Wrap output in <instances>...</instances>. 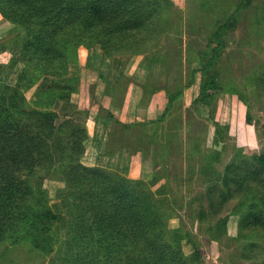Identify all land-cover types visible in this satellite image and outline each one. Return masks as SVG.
I'll use <instances>...</instances> for the list:
<instances>
[{
	"label": "trees",
	"instance_id": "obj_1",
	"mask_svg": "<svg viewBox=\"0 0 264 264\" xmlns=\"http://www.w3.org/2000/svg\"><path fill=\"white\" fill-rule=\"evenodd\" d=\"M238 1L230 13V0H198L204 13L214 15V28L193 107L209 119L215 118L213 101L225 89L221 72L212 67L220 61L225 35L254 2ZM170 2L0 0V13L15 26L13 46L21 48L25 64L20 82L0 88V242L28 241L35 249L55 255L51 264H211L204 262L190 231L170 228L165 194L171 184L166 174L158 171L134 178L97 164L98 151L87 126L65 117L69 112L53 109L58 99L64 107L71 104L75 88L59 80L79 61L81 45H100L108 56L142 53L164 31ZM256 18L264 25L263 11ZM30 71L26 89L45 76L56 78L49 87L38 89V107L29 104L22 88ZM196 71H191L193 79ZM183 91L168 92L163 120ZM108 114L120 119L111 109ZM246 117L254 123L252 116ZM133 125L143 128L141 135H135L138 143L128 140L134 152L144 157L153 152L155 161L167 158V134L158 129L150 134L147 123ZM121 138L127 139V134ZM40 169L46 174L57 171L66 183L68 191L61 201H50L45 178L36 175ZM220 181L209 187L211 195L220 192L213 206L239 198L234 213L239 215L240 234L255 239L249 245H256L264 238V145L240 150ZM185 242L190 252L184 249ZM251 264H264V258Z\"/></svg>",
	"mask_w": 264,
	"mask_h": 264
},
{
	"label": "rangeland",
	"instance_id": "obj_2",
	"mask_svg": "<svg viewBox=\"0 0 264 264\" xmlns=\"http://www.w3.org/2000/svg\"><path fill=\"white\" fill-rule=\"evenodd\" d=\"M230 1L231 13L239 1ZM261 11L264 13V0H254L225 35L220 61L212 67V71L219 69L225 86L213 101L214 119L193 107L214 28V15L204 13L198 0H171L164 31L142 53L108 56L100 45H81L79 61L59 80L75 88L71 104L64 107V101L58 99L53 105L62 114L69 112L65 117L87 126L91 144L98 151L97 164L134 178L151 177L158 171L168 176L171 189L165 194V207L169 226L190 231L204 262L211 264H251L264 258V238L251 246L249 241L255 239L240 234L239 215L234 213L239 198L222 207L213 206L220 200V192H209L210 186L220 185L226 165L240 150L264 145V25L256 18ZM14 28L0 13V88L20 82L25 67L23 51L13 46ZM192 69H197L194 79ZM32 74L28 72L21 83L29 104L38 107V89L49 87L56 78L45 76L26 89ZM180 89L184 90L182 96L170 105L163 120L168 92ZM110 109L119 120L108 114ZM247 115L254 123L247 121ZM138 123H147L150 134L157 129L167 134V158L155 161L153 152L145 157L134 152L128 140L139 142L135 135H141L143 128L133 125ZM124 132L126 145L121 138ZM147 147L152 149L150 144ZM46 173L40 169L36 175L45 178L50 201L59 202L67 194L66 183L57 171ZM31 178L37 179L35 175ZM184 249L190 252L191 247L185 242ZM54 256L28 241L16 245L0 242V264H51Z\"/></svg>",
	"mask_w": 264,
	"mask_h": 264
}]
</instances>
